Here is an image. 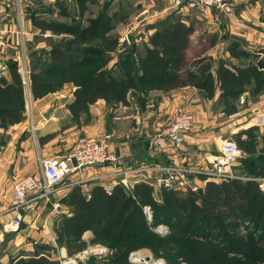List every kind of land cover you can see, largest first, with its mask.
Instances as JSON below:
<instances>
[{
	"label": "trees",
	"instance_id": "1",
	"mask_svg": "<svg viewBox=\"0 0 264 264\" xmlns=\"http://www.w3.org/2000/svg\"><path fill=\"white\" fill-rule=\"evenodd\" d=\"M96 2L73 0L76 13L68 14V22L53 20L48 23L34 19L41 30L63 36L30 61L28 84L33 99L72 84L74 100L69 110L77 119L98 100L113 108L126 105L128 95L142 101L152 90L167 93L189 86L204 92L208 99L214 97L215 80L210 59L193 62L188 68L185 65V53L194 32L192 27L168 16L160 22L162 24L154 26L145 54L136 59L131 50L118 49L119 36L114 33L113 18L107 15L109 1L102 5L95 18L82 23L87 4ZM61 9L62 16H66L65 8ZM215 41V38L210 41L209 48ZM237 42L232 40L226 47L230 57H250L248 51L238 49ZM263 51L251 56L259 58ZM113 55L118 56V62L110 66ZM8 71L9 79L0 81L2 126L20 121L24 112L21 76L14 64L8 65ZM216 79L219 97L226 102L224 105L229 113L230 105L238 97L246 92L256 96L264 89V64L237 67L221 61ZM256 130L251 127L240 131L232 140L242 151L253 153ZM260 139L264 141V135H260ZM254 161L251 154L240 160L242 171L238 175L264 178V165L256 167ZM158 196L160 199L155 200L152 188L142 183L135 184L131 192L117 185L110 194L100 186H93L89 198L83 195L80 187L74 186L63 200L71 216L64 217L55 228L57 242L70 254L85 250L88 244L103 246L112 254L102 264H128L131 252L147 248L155 254L165 253L167 246L176 252L162 256L166 264H179L177 261L184 264H264V190H259L254 181L207 183L202 194L189 193L181 197L161 192ZM145 205L152 210L150 223L142 212ZM161 224L169 229L165 237L151 230ZM86 232L92 236L88 243L82 239ZM19 264L57 263L38 258Z\"/></svg>",
	"mask_w": 264,
	"mask_h": 264
},
{
	"label": "crops",
	"instance_id": "2",
	"mask_svg": "<svg viewBox=\"0 0 264 264\" xmlns=\"http://www.w3.org/2000/svg\"><path fill=\"white\" fill-rule=\"evenodd\" d=\"M71 2L72 0H0V68L2 69L10 58H13L11 60L13 62L18 61L17 73L19 72L24 86V112L21 120L8 126H2L0 122V264H17L19 260L29 261L38 258L55 260L51 252L50 238L55 233L56 225L64 217L71 216L63 202L71 188H60L48 201L36 204L32 211H20L22 220L15 226L9 225L16 217L15 211L10 209L13 198L12 183L25 176H41L40 161L67 154L78 136H110L111 150L123 168L165 165L172 162H183L195 168L205 167L206 157L219 154V146L224 138H232L234 134L251 126L250 121L244 118L239 121V126L231 128L228 117L221 119L219 115H213L206 110L205 105L213 102L216 104L219 92L213 98L205 100L204 92L189 86L167 93L148 91L141 102L130 96L126 105L119 104L113 108L106 105L103 100H98L89 106L91 120L81 129L73 126L71 122L68 104H71L72 96L70 95L68 99L63 98L67 91L62 90L56 94L33 99L29 87L27 90L24 85L26 77L24 71H27V75L28 71L30 72V66L26 61L27 52L34 51L37 46L43 47V39L37 40V37L57 42L63 36L56 35L50 30H41L34 24V19L45 20L48 23L53 20L68 22ZM164 4L169 7L172 0H165ZM90 6H87L83 18L89 13ZM61 7L65 8L66 16H62ZM181 10L183 9H169L170 13L172 12L170 17L178 18L182 23L185 22L184 24H192L191 26L195 28L202 22L208 26V31L209 27L213 26V32L217 29V40L232 33V27L225 18L221 17L222 22L219 21V25L214 23V18L212 22L211 16L215 15L217 10L205 13L203 18L187 17L185 13L178 12ZM227 19L232 21L231 18ZM211 24H216L219 28ZM149 28L151 27H143L139 35L137 33L131 36L132 38L129 35L130 44L135 46L146 44L147 37L152 33ZM132 29L134 30L135 26H124L118 21L114 23V33L121 39L133 32ZM205 32L204 30L203 33ZM240 36L245 38L244 41H249L248 36L244 34ZM46 46L47 43L43 50L47 51ZM217 46L216 44L210 48L211 52L216 48L211 53V69L216 65L215 56L220 53ZM225 57L228 58L227 52ZM114 62L110 66H113ZM8 79L7 77L2 80ZM74 90V87L69 88L70 92ZM174 108L193 113L194 126L185 137L179 158L175 159L168 153L153 156L147 152V139L167 125ZM222 108L225 113V106L222 105ZM251 108L253 111L257 106L252 104ZM260 113H264V109ZM244 138L245 136L242 139ZM97 171H84V179H88ZM147 176L148 172L141 175L142 178H148ZM5 226H10L11 229L5 230ZM85 235L84 238L90 236L89 233Z\"/></svg>",
	"mask_w": 264,
	"mask_h": 264
},
{
	"label": "built area",
	"instance_id": "3",
	"mask_svg": "<svg viewBox=\"0 0 264 264\" xmlns=\"http://www.w3.org/2000/svg\"><path fill=\"white\" fill-rule=\"evenodd\" d=\"M172 3L173 9L191 10L196 13L222 11L226 6L224 0H172ZM24 75L26 76L24 85L28 90L27 71H24ZM4 78L6 72L0 70V80ZM27 95L30 94L27 92ZM194 123L193 113L174 108L167 125L147 139V152L153 156L168 153L175 159L179 158L185 137L192 130ZM258 124L264 126V120ZM218 152L217 156L206 157L205 167L192 168L183 162H172L165 165L123 168L111 150L108 135L79 136L67 154L40 161L41 176H25L12 183L13 198L10 209L15 211L16 217L9 225H19L22 220L20 211H32L36 204L48 201L60 188L68 189L74 186L80 187L87 198L93 186L99 185L106 194H110L117 185L131 192L132 187L139 183L151 187L154 195L161 192L199 194L200 189L205 188L207 183L220 184L232 180L254 181L259 190H264V178L241 177L233 170L246 155L231 138H224L221 141ZM86 170L98 171L84 179L83 174ZM143 172H148V178L141 177ZM142 212L146 221L150 223L152 219L150 206H143ZM4 229L9 230L11 227L5 226ZM159 232L165 234L167 228L158 226L155 233ZM50 242L57 251L59 264L73 263L65 248L58 247L54 238H50ZM133 255L134 252L130 254V258Z\"/></svg>",
	"mask_w": 264,
	"mask_h": 264
},
{
	"label": "rangeland",
	"instance_id": "4",
	"mask_svg": "<svg viewBox=\"0 0 264 264\" xmlns=\"http://www.w3.org/2000/svg\"><path fill=\"white\" fill-rule=\"evenodd\" d=\"M110 2L108 10H107V15L112 17V23H116V21H118V23L123 24L124 26H128L132 27L135 26V29L133 30V32L129 33L126 31V33L128 35H124L121 39V37L119 36V48L120 50L125 49L126 52L128 51H132L134 54L133 56L138 59L141 58L144 54H145V49L147 48V44H148V38L150 35H152L155 31V28H153L155 25H159L162 24L160 23L161 21H163L164 19H167L168 16H171V13L169 11V9H172L173 7V3L171 4V6L167 7L165 6V0H97L96 3L92 4L89 3L87 4V6H90L89 8V13H87L85 15V17L83 18L84 24L87 23L86 20L89 19H93L96 17L97 13L102 9V5L105 2ZM225 1V8L222 11L217 10L215 15H212V22H213V18H214V23L216 22L219 25V21L222 22L221 17L227 21H229V25L230 27H232L231 30V35H228L227 37L223 38V36L221 37V40H217L218 35H217V29L215 30V32H213V26L209 27V31H208V26H206L204 23L200 22L197 24L196 28L191 26L192 24H185L186 26H190L194 29V32L190 38V44L187 46V52L185 53V65L186 67H191L192 63H196L199 62L203 59L209 58L210 59V64L212 65V56L211 53L215 51V49L211 52L210 48H209V44L210 41H212L213 38L216 39L215 44L214 45H218L217 48H219L220 53L217 54V56H215V61L214 63L216 64L214 67H212L211 71L212 74L214 76V85H215V95L219 92L218 89V84H217V79H216V71H217V66L219 65V63L222 61L228 65L231 66H237V67H244L245 65H258V64H264V54L259 56V58L257 57H252L251 55H253L254 52L259 51V50H264V0H224ZM235 1V2H234ZM163 5L165 7H163ZM71 11H73V9H75V3H73V0L71 2V7H70ZM179 13H185L187 17H199V18H203L205 13H196V12H192L191 10L189 11H185V10H181L178 11ZM212 12V11H210ZM207 13V12H206ZM154 14H156V16H154ZM170 14V15H169ZM180 14V15H181ZM221 15V16H220ZM231 18L232 21H230L227 18ZM184 19V18H183ZM70 20V18H69ZM68 20V21H69ZM172 20H177L180 21V19L175 18ZM71 22V21H70ZM185 23V22H184ZM244 26H242L241 24ZM214 25L215 27L219 28L216 24H211ZM151 27L149 28L150 30H152V33L147 37V42L146 44H139V46H133L130 47L132 44H130L129 41H131V36H134L138 33L139 35V31L142 30L143 27ZM242 26L240 28V30H238V28ZM120 30L122 29L121 26H119ZM243 29V30H242ZM206 31L205 33H203V31ZM129 31V30H128ZM125 33V34H126ZM244 34L245 36H248L249 41L245 40L244 41V37H241L240 34ZM130 35V37H128ZM142 36V34H140ZM237 36V37H235ZM228 37L233 39H228ZM43 39V47L45 46V44L47 43L48 49H50V47L53 45V43H55V40L51 39H44L43 37H37V40H42ZM122 40V41H121ZM232 40L238 41L237 43L239 44L238 49H245L246 51H248V55L250 57H244V55L239 58V59H233L230 57L229 53L227 52V45L229 43H231ZM121 41V42H120ZM123 42H127V45L123 48L122 47V43ZM49 43V45H48ZM46 46V48H47ZM43 47H39L37 46V49H35L34 51H28L27 55H26V61L28 62L29 66H30V61L35 59L36 57L40 56V52L45 49ZM135 47V48H134ZM209 48V49H208ZM130 51V52H131ZM118 52H122L119 51ZM225 52L228 53V58L225 57ZM264 52V51H263ZM113 59L110 61V64L112 62L117 63L118 62V56L117 55H113L112 56ZM13 58H10V61H8L6 63V65L3 66V68L1 70H4L6 72V78H9V71H8V65L14 64L15 68H18V61L17 62H13L11 61ZM109 64V65H110ZM2 67V66H1ZM31 67V66H30ZM193 70H195V68H193ZM19 73V72H18ZM29 71H28V77H29ZM4 78V79H6ZM1 81V80H0ZM73 85L72 84H65L61 90L57 91H67L66 94H64L63 98H69V96L71 95V99L72 102L74 100V96H73V91L70 92L69 88L71 89ZM29 87V84H28ZM196 89V88H195ZM57 92L54 93H50V94H56ZM220 95V92L219 94ZM128 97H130V95H128ZM135 99V97H133ZM204 98H205V94H204ZM205 100H207V96L205 98ZM222 100V102H221ZM201 101V100H200ZM71 102V103H72ZM141 102V101H139ZM222 103V104H221ZM226 102L224 101V99H220V97L216 100V104L213 103H209L207 105H205L206 110H208V112H211L213 115H219V117L221 119H225L226 117H228L227 119L229 120V125H231V128L237 127L239 126V121L241 119H246L248 121H250L251 123V127H255L257 130L255 132V135H257L256 139L253 141L252 145H253V153H245L246 158L250 157L253 155V160H255V166L259 167V165H264V141H262L260 139V135H264V126H260L258 123L262 121V119L264 120V113H260L261 110L264 109V89L256 96H251L249 94V92L244 93L243 95H241L240 97H238L234 102H232V105H230L232 107V110H230L231 112L229 113H224L222 105L225 106ZM254 104L257 106V108L253 109L251 108V105ZM69 105L68 104V113L71 116V122L74 124L73 126L78 127V128H82L83 126L87 125L88 122H90L91 120V116H90V112H89V107L87 108V110H85V112H82L79 114L77 119H74L72 117V114L69 110ZM204 109V107H203ZM222 114V115H221ZM224 114V115H223ZM195 117V115H194ZM236 125V126H235ZM79 137V136H78ZM233 137V136H232ZM110 138V136H109ZM232 139V138H231ZM247 154L249 155L247 157ZM242 166L238 165L236 166V168H234V171H242ZM202 187V186H201ZM201 190V191H200ZM199 194L203 193L204 188L200 189ZM126 192H130L129 189L125 190ZM263 191V190H262ZM159 194H155L154 198L155 200L160 199ZM178 196L181 197H185L186 194L183 193H177ZM198 195V193L196 194ZM200 203V202H199ZM62 222V221H61ZM59 222L56 227L61 223ZM158 226H163L165 228H167V232L165 234L159 232L158 235L160 237H165L169 234V229L166 225H158ZM157 226V227H158ZM157 227H155L154 229L151 228V230L153 232L157 231ZM89 233L90 236L88 238H84L83 236L85 235V233L82 236V239L85 240L87 243L91 240L92 236L90 232H86ZM243 233V232H242ZM157 234V233H156ZM86 237V235H85ZM54 238L56 240V244L58 247H62L61 245L58 244L57 242V235L56 233H54V235L51 237ZM51 247L52 250L51 252H53V256L55 258L54 263H58L57 261V251L54 248L53 244L51 243ZM43 250V246L40 247ZM64 248V246H63ZM68 257H70L71 260H73V263L71 262V264H102L112 253L105 247L103 246H99V245H89L88 247L83 250V251H79L77 253H69L67 251V249H65ZM176 251L170 249L168 246L166 247L165 253H161L158 252L157 254L153 253L151 250L147 249V248H142L139 249L137 251L134 252L135 255H138V257L140 259H145L144 262H137L135 263L134 261H132V259L130 258V254L133 253L131 252L128 255V264H166V260L162 257L164 254H168V255H173L175 254ZM69 253V254H68ZM142 257V258H141ZM22 260H19L17 264H19ZM156 262V263H155ZM179 264H184L182 261L178 262ZM224 264H228V263H224Z\"/></svg>",
	"mask_w": 264,
	"mask_h": 264
},
{
	"label": "bare ground",
	"instance_id": "5",
	"mask_svg": "<svg viewBox=\"0 0 264 264\" xmlns=\"http://www.w3.org/2000/svg\"><path fill=\"white\" fill-rule=\"evenodd\" d=\"M142 258V257H141ZM132 261H134L135 263H137V262H144V260L145 259H140L139 257H138V255H133L132 256ZM156 263V262H155ZM158 264V263H157Z\"/></svg>",
	"mask_w": 264,
	"mask_h": 264
},
{
	"label": "water",
	"instance_id": "6",
	"mask_svg": "<svg viewBox=\"0 0 264 264\" xmlns=\"http://www.w3.org/2000/svg\"><path fill=\"white\" fill-rule=\"evenodd\" d=\"M127 45V42L122 43V47L124 48Z\"/></svg>",
	"mask_w": 264,
	"mask_h": 264
}]
</instances>
